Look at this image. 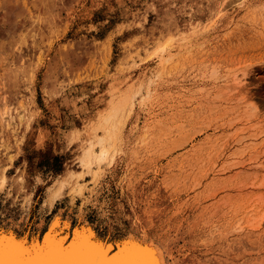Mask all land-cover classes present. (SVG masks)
<instances>
[{"label":"rangeland","instance_id":"1","mask_svg":"<svg viewBox=\"0 0 264 264\" xmlns=\"http://www.w3.org/2000/svg\"><path fill=\"white\" fill-rule=\"evenodd\" d=\"M60 211L264 264V0H0V225Z\"/></svg>","mask_w":264,"mask_h":264},{"label":"bare ground","instance_id":"2","mask_svg":"<svg viewBox=\"0 0 264 264\" xmlns=\"http://www.w3.org/2000/svg\"><path fill=\"white\" fill-rule=\"evenodd\" d=\"M244 1L240 0V4ZM244 74H240L244 78L237 73L234 75L233 86H236L233 89L243 90L247 75ZM108 154L109 150L105 148L102 159L107 158ZM78 190L80 194L82 188ZM82 215L74 221L71 215L66 216L61 212L55 214L46 225L41 221L42 224L36 229L32 224H27L25 228L12 227L20 232L17 238L0 237L4 264H125L134 255L142 257L145 264H168L163 249L146 234L112 232V229L105 231L84 220Z\"/></svg>","mask_w":264,"mask_h":264},{"label":"snow or ice","instance_id":"3","mask_svg":"<svg viewBox=\"0 0 264 264\" xmlns=\"http://www.w3.org/2000/svg\"><path fill=\"white\" fill-rule=\"evenodd\" d=\"M0 264H4L3 261V241L0 240ZM125 264H145L142 257L138 255L130 256Z\"/></svg>","mask_w":264,"mask_h":264},{"label":"water","instance_id":"4","mask_svg":"<svg viewBox=\"0 0 264 264\" xmlns=\"http://www.w3.org/2000/svg\"><path fill=\"white\" fill-rule=\"evenodd\" d=\"M19 230L16 228L7 227L6 225H0V237L6 236V237H12L17 238L18 237Z\"/></svg>","mask_w":264,"mask_h":264},{"label":"trees","instance_id":"5","mask_svg":"<svg viewBox=\"0 0 264 264\" xmlns=\"http://www.w3.org/2000/svg\"><path fill=\"white\" fill-rule=\"evenodd\" d=\"M54 171L59 172L61 171V168L55 169Z\"/></svg>","mask_w":264,"mask_h":264}]
</instances>
